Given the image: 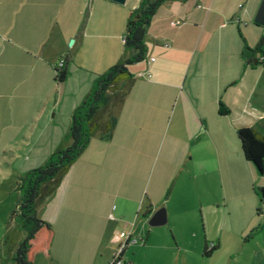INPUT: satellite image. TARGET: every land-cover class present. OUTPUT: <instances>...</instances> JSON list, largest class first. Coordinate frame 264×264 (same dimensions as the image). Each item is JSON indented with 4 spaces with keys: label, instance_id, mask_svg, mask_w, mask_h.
I'll use <instances>...</instances> for the list:
<instances>
[{
    "label": "crops",
    "instance_id": "crops-1",
    "mask_svg": "<svg viewBox=\"0 0 264 264\" xmlns=\"http://www.w3.org/2000/svg\"><path fill=\"white\" fill-rule=\"evenodd\" d=\"M140 2L0 0V196L4 181L16 188L63 144L73 110L123 55L126 24ZM261 4L170 0L159 7L147 54L130 65L135 82L113 138H90L38 206L55 232L45 262L107 264L124 228L151 240L150 218L166 207L168 221L187 181L200 187L203 180L208 201L220 182L219 206L228 208L236 180L249 191L262 176L237 135L241 126L264 128V61L247 59L264 37L255 20ZM56 70L66 80L57 81Z\"/></svg>",
    "mask_w": 264,
    "mask_h": 264
},
{
    "label": "trees",
    "instance_id": "trees-1",
    "mask_svg": "<svg viewBox=\"0 0 264 264\" xmlns=\"http://www.w3.org/2000/svg\"><path fill=\"white\" fill-rule=\"evenodd\" d=\"M166 1L170 0H141L139 7L130 13L126 24L125 49L120 60L98 74L81 105L73 110L72 122L63 144L42 165L30 168L17 180L19 199L11 211L8 230L4 236L5 243L10 247L15 241L14 237L18 233L23 234L12 255L16 264H36L38 254L50 251L55 232L49 222L37 214L38 206L45 197L55 192L70 167L86 149L90 138L105 141L113 138L118 124V110L135 82V75L129 70L130 65L145 58L148 27L159 7ZM263 44L264 37L253 50L250 49L248 62L264 61ZM245 46L248 49L246 44ZM56 71L57 81L66 80L64 70ZM237 135L245 159L255 167L258 175L264 176V135L249 126L239 127ZM260 193L264 203V188L260 189ZM129 243V240L125 242L122 254ZM216 247L217 243L210 245L206 239L203 256H210Z\"/></svg>",
    "mask_w": 264,
    "mask_h": 264
},
{
    "label": "rangeland",
    "instance_id": "rangeland-1",
    "mask_svg": "<svg viewBox=\"0 0 264 264\" xmlns=\"http://www.w3.org/2000/svg\"><path fill=\"white\" fill-rule=\"evenodd\" d=\"M249 22L258 26L254 18ZM259 27L264 30V26ZM259 132L264 135V128ZM236 171L239 175L243 172L240 167ZM11 182L4 181L0 196V264H16L12 255L23 237L18 233L10 247L4 239L11 211L16 207L20 194L17 187H10ZM201 182L200 187L195 180L183 185L178 198L171 203V216L167 223L150 226L155 232L150 241L130 242L124 253L126 261L124 254L121 256L123 264H264V203L260 193L264 188V176L254 178L249 191L242 181L236 180L228 208L219 206L222 196L220 182L216 188L217 199L212 194L213 201L206 200V183ZM128 221L124 220L123 225ZM124 231L129 234L128 229L124 228ZM206 239L210 245H218L210 256H203ZM117 248L110 254L107 264H111ZM46 258L47 253L42 252L35 263L50 264L45 262ZM103 259L102 262H106Z\"/></svg>",
    "mask_w": 264,
    "mask_h": 264
},
{
    "label": "water",
    "instance_id": "water-1",
    "mask_svg": "<svg viewBox=\"0 0 264 264\" xmlns=\"http://www.w3.org/2000/svg\"><path fill=\"white\" fill-rule=\"evenodd\" d=\"M115 1L124 2L125 0H115ZM255 20L257 23L264 25V0H262L261 7L259 9V12H258ZM72 42H73V40L70 41V43H72ZM254 62H256V60ZM166 213H167V211L165 208L159 209L150 218V224L151 225L165 224L167 222Z\"/></svg>",
    "mask_w": 264,
    "mask_h": 264
},
{
    "label": "built area",
    "instance_id": "built-area-1",
    "mask_svg": "<svg viewBox=\"0 0 264 264\" xmlns=\"http://www.w3.org/2000/svg\"><path fill=\"white\" fill-rule=\"evenodd\" d=\"M240 7H243V3H240ZM180 23H182V21L180 19L179 20H174L172 22V24H174V25H177V24H180ZM263 48H264V44H263ZM117 238L119 239L118 241H120L122 239H127L130 242L139 241V239L132 238L131 235H129L126 231H120V233L117 235ZM127 240H125L124 243L123 242L119 243L118 248H117V252H116L111 264H123L121 256H122V252H123V248H124L125 242Z\"/></svg>",
    "mask_w": 264,
    "mask_h": 264
}]
</instances>
